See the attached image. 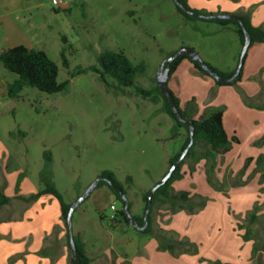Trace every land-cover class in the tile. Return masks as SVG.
<instances>
[{
    "label": "rangeland",
    "instance_id": "1",
    "mask_svg": "<svg viewBox=\"0 0 264 264\" xmlns=\"http://www.w3.org/2000/svg\"><path fill=\"white\" fill-rule=\"evenodd\" d=\"M66 1L67 5L58 7L52 0H0V53L19 45L44 51L58 66V82L69 80L68 87L55 94L24 86L15 99L8 98L5 88H0V144L8 151V170L21 172L16 187L24 176L28 180L25 187L41 190L48 182L67 203L75 202L102 171H111L126 191L130 214L142 217V196L163 177L168 160L181 152L188 132L165 112L161 97L158 104H153L136 96L134 87L125 88L122 93L112 79L106 86L95 72H79L95 65L103 51L122 52L134 65L145 67L143 73L137 74L135 85L155 93L162 63L181 47L192 48L201 60H208L221 72H233L242 50L240 38L233 26L186 18L173 0ZM192 2L218 9L244 7L255 24L262 23L257 27H264V0H190L187 4L191 9ZM62 49L68 67L63 65ZM184 65L168 80L180 106L194 98L198 117L208 106L222 108L227 111L226 124L231 128L232 115L238 113L235 100L239 98L248 105L241 87L219 88L210 75L196 74ZM261 68L257 78H249V82L261 84L264 64ZM71 72L76 74L72 77ZM17 78L0 64V85ZM250 105L256 108L254 103ZM259 110L264 111V107ZM262 113L255 114L263 117ZM242 148L245 155L252 145L242 146L240 152ZM44 151L51 153L52 161L44 159ZM185 161L183 177L174 182L175 187L206 198L207 204L196 208L193 214L183 211L172 216L168 205L156 202L150 212L153 230L164 229L168 236L196 244L198 254L176 257V264H212L216 260L250 264L254 241L245 242L243 231L238 230L251 225L248 213L237 215L235 223L233 212L252 210L251 201L236 191L257 190L264 194V180L254 171L255 166L251 167L256 161L239 160L228 172L229 161L220 178H215L218 189L207 181L205 162L191 170L190 160ZM5 182L2 174L1 186ZM96 187L73 213V226L78 225L79 212L85 211L84 223L91 225L94 233L92 225L99 220L113 236L111 240L106 232L98 231L100 235L96 234L92 241L97 254H113L115 258V254L128 252L130 262L122 257L116 264H143L132 263L138 258L136 250L151 248L157 241L131 225L117 224L112 228L114 211L122 204L114 195L111 199L103 193L102 190L110 191L106 185ZM14 194L10 205L0 209L1 220L21 217L28 206L16 198L21 196L18 188ZM259 202L258 220L251 225L256 244L264 241V195ZM62 224L65 234L57 242L66 247L67 228ZM121 239H126L127 244L121 245ZM66 249L70 264L71 252ZM200 258L205 262H200Z\"/></svg>",
    "mask_w": 264,
    "mask_h": 264
},
{
    "label": "trees",
    "instance_id": "2",
    "mask_svg": "<svg viewBox=\"0 0 264 264\" xmlns=\"http://www.w3.org/2000/svg\"><path fill=\"white\" fill-rule=\"evenodd\" d=\"M189 10L195 13L201 14H211L208 12H203L199 10H193L189 8L187 0H178ZM176 5V4H175ZM177 10L183 14L188 19H195L191 16L186 15L177 5ZM237 17L241 20L245 30L251 36L252 46L254 43H264V27H254L250 22L249 14H237ZM210 22L217 23L221 27L233 26L236 33L238 34L241 44L244 42V34L239 23L232 19H211L207 20ZM61 58L63 60V65L68 67V62L64 55V49L61 51ZM187 59L196 70L197 73L201 75L209 76L208 73L201 67V65L192 60L187 55L177 56L171 63H165V68L168 67V80L171 78L173 73L176 71L180 63ZM0 64L5 68V70L14 73L17 75V79L13 82L7 84L6 95L10 99H15L19 96V93L24 86H30L41 92L47 94H55L64 91L68 85L69 80L63 82H58V66L53 62L44 51L30 49L25 46L19 45L13 48L4 50L0 53ZM205 64L216 72L220 77L229 78L232 77L233 72L224 73L216 68L212 67L210 64L205 62ZM144 65H134L131 60L122 52H115L106 50L101 52L97 59L96 64L92 65L86 69L81 70L79 73H86L88 71L95 72L99 75V78L108 86V79H112L116 82V89L124 93L125 88L134 87V94L138 97H141L144 100H149L153 104H158L160 102V97L164 102L165 112L174 119L178 127L185 128L188 132L187 127L181 122L177 121L173 116L170 105L166 97L159 91L158 86L154 89V92L151 90H146L141 86L135 85V79L137 74L144 72ZM76 73L71 72L70 75L73 77ZM242 68L239 75L228 83H219L215 81L218 86L225 85H237L241 80ZM168 82V81H167ZM170 90V89H169ZM175 104L177 105L181 115L192 121L195 127L194 132V142L192 147L188 150L186 157L182 160L174 172L172 173L170 179L160 188H158L152 198V206L158 202L161 204H166L169 207L170 214H176L180 211H187L190 214L195 212V209H202L207 204V199L200 195H191L190 192L186 191H174L172 184L183 177L182 166L186 163V159H189V165L191 170H194L199 162L204 161L205 165V174L207 181L210 185L214 186L215 189H218V184L216 183V170L219 162V158L228 152L233 144L238 143L236 136L229 137L223 126V110L222 108L216 107H207L202 116H197L198 107L195 103V99L192 98L184 107L180 106L179 99L174 95L170 90ZM189 143V132L187 137L182 145L181 152ZM259 143L264 144V136L260 139ZM180 153L176 154L174 157L168 160V168L175 163L180 156ZM44 159L47 162L52 161V155L48 151L43 153ZM255 172H260L262 180H264V154L260 155L256 159V168ZM166 173V172H165ZM163 174V176L165 175ZM100 178L109 180L114 183L124 194L126 191L121 182H119L114 174L111 171H102L99 175ZM128 182H131V178L127 177ZM106 185L114 197L119 200L122 204L121 208L115 211L114 218L117 219L116 223L112 224L111 227H115L117 224H124L125 226L130 225L128 217L123 210L124 201L121 197L113 190L112 187L106 181H99L97 187ZM96 187V188H97ZM150 191V189H149ZM149 191H147L143 196L142 200L145 203L144 211L147 207V196ZM49 195L54 197L59 205L61 211V220L65 224L67 213L69 207L72 203H67L63 195L50 183L45 182L44 188L39 190L35 194L28 195L26 197L17 196L16 198L23 200L27 204H30L40 197ZM12 198L4 194L3 189L0 187V209L6 207L11 203ZM128 208L130 210V203H128ZM152 209V207H151ZM151 209L147 217V227L145 230L140 231L142 234H149L157 241V248L160 251H167L174 257H179L181 255H197L198 248L195 243L189 241L186 238H175L173 236H168L166 233L167 230L159 229L157 231L153 230L151 224ZM259 211V205L255 203L252 210L248 212L249 223L255 225L258 220L257 213ZM75 212V211H74ZM247 216V215H246ZM137 223L142 226L144 224V216L136 217ZM247 226L244 229L239 227V231H243L242 239L245 242L254 241L252 256L250 258V264H264V259L262 255L264 254V241L260 244H256L253 237V226ZM66 226V225H65ZM74 241L77 247L78 258L75 264H92V259L87 256L82 248V244L77 236H74ZM66 245L68 250L71 252L68 232L66 233ZM72 257V252H71ZM71 260V259H70ZM200 262H205L204 259L200 258ZM209 264V262H207ZM71 264V263H70ZM212 264H228L220 260L212 261Z\"/></svg>",
    "mask_w": 264,
    "mask_h": 264
},
{
    "label": "crops",
    "instance_id": "3",
    "mask_svg": "<svg viewBox=\"0 0 264 264\" xmlns=\"http://www.w3.org/2000/svg\"><path fill=\"white\" fill-rule=\"evenodd\" d=\"M187 1L190 5V0ZM239 1L240 0H232V2L235 3H238ZM192 5L193 9L208 12L211 14H247L244 7H240L238 11L234 10V6L222 8L219 7L218 9L214 5L213 7L204 6V4L202 3H193ZM252 20L253 19L250 17V22L254 27L260 26L262 24L261 23L260 25H257ZM204 61L212 66V64L208 60ZM243 64L245 65L244 67L242 66L241 80L237 83V85L241 87L242 92L246 95L248 105L245 103L244 105L239 98L235 100L237 104L236 106L238 107V113L232 115L234 123L231 124V128L227 127V111L223 110L224 129L229 137L236 136L238 139V143L233 144L231 149L219 158L216 170L217 179L220 178V175L223 172V168L227 166L229 161H231V164L230 166H227L228 168L230 167L229 169H227L228 172L233 171V167L231 166H233L234 163H238L237 161H243V159H247L248 161H250V163H254L260 155L264 154V144L259 143L260 139L264 136V116L262 117L261 114H255L257 111L263 112L262 114L264 115V111L259 110L260 106L264 107V80H261V84L259 85L248 81L249 78L254 79L255 77L256 79L259 71L262 69L261 67L264 64V43H254L252 46H250L244 57ZM183 65L190 66L189 68L192 70V72L197 74L192 64L187 59H184L180 63L176 71L173 73V75L176 74L179 71L180 67ZM261 77L262 76L260 75V78ZM8 83L10 82H2L0 88H5L6 91ZM167 85L171 90V88L169 87V82H167ZM219 88H221V86ZM218 90L221 91V89ZM253 103L256 108L251 107L250 104ZM259 104L261 105L259 106ZM226 108L227 107H225V109ZM197 117L198 116H196V118ZM246 130L248 131V135H245ZM248 144L252 145V150L244 155L245 148H242L241 152L239 151V149L242 146H248ZM0 160V179L1 175L3 174L6 181L2 186L0 183V187H5L3 189L4 194L13 198L15 196L14 191L16 190V188H18L19 194L21 196H28L39 191L32 186L25 187L27 185L26 182L28 181L26 176L22 177L18 187H16L18 176L21 174V172H19V170H8V168H10L8 151L6 147L1 146V144ZM242 161L240 162V165ZM202 162L204 163V161H201L199 162V164H201ZM251 167H254L255 169L256 164ZM257 175H260V172H257ZM172 188L176 192L183 191V188L175 187L174 183L172 184ZM102 191L108 198H113V194L110 191ZM237 193L244 198L247 197L249 201H251V208H253L255 203L259 205V200L261 199L262 195H264L262 194V192L259 194L257 190H249L243 192L236 191V194ZM90 195L89 197H91ZM231 195L232 191L230 193V196ZM27 205L28 206L23 211L21 217L15 218L11 216V218H7L4 220L0 219V264H68V253L66 249L67 246L65 247L64 244L60 245L59 242H57L58 240H61V238L65 234L64 231H61L63 224L61 220V211L58 201L52 196L45 195ZM76 210L77 208L75 209V211ZM249 211L250 209L246 210V212L238 214H235L233 212L235 223L237 222V215H245ZM180 213L183 214L184 212L180 211L179 213L173 214L172 216H177ZM85 215V211L79 212L78 225L76 227L73 226V234L74 236H77L79 238L84 252L92 259V264H116L118 260H122V257L125 262H130L128 258V252H124L122 256H120L119 254H115V258L113 257V254H111L113 252L110 253L111 256L109 254L102 255L95 252L92 241L96 239L95 237L97 235H100V232H98L99 230H101V232H106L111 240L113 239V236L99 220L94 222L92 225V228L95 231L94 233L91 230V225H87L86 223H84ZM112 224L114 223L112 222ZM57 229H59V232L57 231ZM120 243L121 245H126V239H121ZM152 246L153 247L151 248L146 247L143 249H137L136 251L138 258L136 260H133L132 263L139 262L143 264H176V257L171 255L167 251L158 250L157 242L156 245Z\"/></svg>",
    "mask_w": 264,
    "mask_h": 264
},
{
    "label": "water",
    "instance_id": "4",
    "mask_svg": "<svg viewBox=\"0 0 264 264\" xmlns=\"http://www.w3.org/2000/svg\"><path fill=\"white\" fill-rule=\"evenodd\" d=\"M173 1L186 15L191 16L193 18L203 19V20L232 19V20L236 21L237 23H239V25L241 26V29L243 31V34H244V42L242 44V50H241L240 55H239L237 66L235 68V71H234L232 77H229V78L220 77L216 72H214L211 68H209L205 64V62L203 60H201V58L198 56V54L190 47H181L179 50L175 51L165 62L162 63L161 68H160V72H159V74L157 76V84H158L159 91L168 100V103L170 105L171 111L173 113V116L176 118V120L181 122L182 124H184L187 127L188 132H189V143L184 148V150L181 152V154L179 156V159L168 168V170L166 171L165 175L160 179V181H158L156 184L153 185V187H151V189H150V191L148 193V196H147V207H146L145 212H144V218H143L144 219V224L142 226H140L137 223V221L133 218V216L130 214L126 195L114 183H112L109 180L102 179L100 177L92 184L91 187H89L80 197H78L77 200L74 203H72L70 205L68 213H67L65 225H66V228H67L70 248H71V252H72V257H71V260H70L71 264H75L76 261H77V258H78L77 247H76V243L74 241V234H73V213H74L75 209L78 207V205L81 204L88 197L90 192L93 190L94 186H96L99 181H106L110 185V187H112L113 190L121 197V199L124 201L123 210H124V212L126 213V215L128 217L129 224L132 227H134L135 229H137L139 231H143L147 227V217H148L149 211H150V209L152 207V198H153L156 190L158 188H160L161 186H163L170 179L172 173L174 172V170L176 169L178 164L183 160V158L187 154L188 150L193 145L194 132H195L194 124H193L192 121H189V120L185 119L181 115L177 105L175 104L173 96H172V94H171V92H170V90L168 88V85H167L169 68L168 67H166V68L164 67L165 63H168V64L171 63L179 55H187L192 60L197 61L201 65V67L208 73V75L213 77L219 83H228V82H231L232 80H234L239 75L240 70H241V68L243 66L244 57H245V55L247 53L248 48L250 47L251 36L245 30V27L243 26V24H242L241 20L239 19V17H237L236 15H231V14H201V13H195V12L189 10L186 6H184L178 0H173ZM116 221H117V219H113L112 222L116 223Z\"/></svg>",
    "mask_w": 264,
    "mask_h": 264
},
{
    "label": "built area",
    "instance_id": "5",
    "mask_svg": "<svg viewBox=\"0 0 264 264\" xmlns=\"http://www.w3.org/2000/svg\"><path fill=\"white\" fill-rule=\"evenodd\" d=\"M67 1H62V0H52V4L55 5V6H62V5H67ZM113 208V207H112Z\"/></svg>",
    "mask_w": 264,
    "mask_h": 264
}]
</instances>
